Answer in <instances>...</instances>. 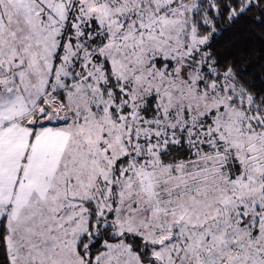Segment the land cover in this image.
<instances>
[{
    "label": "snow or ice",
    "instance_id": "snow-or-ice-1",
    "mask_svg": "<svg viewBox=\"0 0 264 264\" xmlns=\"http://www.w3.org/2000/svg\"><path fill=\"white\" fill-rule=\"evenodd\" d=\"M0 264H264V0H0Z\"/></svg>",
    "mask_w": 264,
    "mask_h": 264
}]
</instances>
